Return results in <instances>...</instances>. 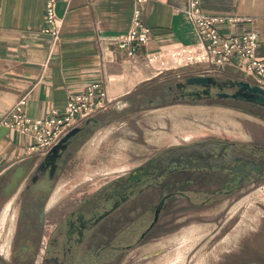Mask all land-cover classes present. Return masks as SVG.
Segmentation results:
<instances>
[{
	"label": "flooded vegetation",
	"instance_id": "1",
	"mask_svg": "<svg viewBox=\"0 0 264 264\" xmlns=\"http://www.w3.org/2000/svg\"><path fill=\"white\" fill-rule=\"evenodd\" d=\"M196 76L207 75L178 77L157 103L228 99L264 117V107L218 96L236 92L235 78L214 76L218 84L205 95L187 82ZM86 121L63 150L28 154L0 174V264H126L129 251L156 238L163 216L174 220L178 202L213 205L264 178V151L193 142L148 157L112 183L80 187L71 160Z\"/></svg>",
	"mask_w": 264,
	"mask_h": 264
},
{
	"label": "crops",
	"instance_id": "2",
	"mask_svg": "<svg viewBox=\"0 0 264 264\" xmlns=\"http://www.w3.org/2000/svg\"><path fill=\"white\" fill-rule=\"evenodd\" d=\"M44 1L0 0V118L23 96H26L25 116H46L52 110H61L68 94L99 83L113 102L88 122L92 143L97 139L94 133L111 124V109L119 104L130 105L131 97L142 90L143 82L157 76L143 79L145 52L170 45H190L197 40L184 12L187 0H148L141 20L150 31V40L129 59L108 41L128 30L131 0H55V12L62 26L52 47L50 37L42 32ZM200 6L212 15L250 18L249 23L238 26L235 32L256 30V56L264 59V0H200ZM221 32L228 33L229 29L222 27ZM197 66L203 69L192 75L224 73L252 83L230 65L209 73L205 71L207 67ZM261 79L264 88V76ZM158 82L170 81L165 78ZM256 136L262 137L264 143V134ZM30 144L29 136L0 125V174L18 165L28 155Z\"/></svg>",
	"mask_w": 264,
	"mask_h": 264
},
{
	"label": "rangeland",
	"instance_id": "3",
	"mask_svg": "<svg viewBox=\"0 0 264 264\" xmlns=\"http://www.w3.org/2000/svg\"><path fill=\"white\" fill-rule=\"evenodd\" d=\"M142 67L144 80L157 76L143 82L130 105L111 109L113 120L94 133L95 143L93 134L81 139L71 160L73 183L95 188L112 183L148 157L193 142L264 151L262 137L256 136L264 134V118L245 111L239 103L228 99L157 103L176 75H192L202 67L158 74L161 65L145 59ZM165 78L168 85L158 82ZM232 198L204 207L178 202L174 220L163 216L156 238L129 251L126 264H264V178ZM193 199L197 204L199 198Z\"/></svg>",
	"mask_w": 264,
	"mask_h": 264
},
{
	"label": "built area",
	"instance_id": "4",
	"mask_svg": "<svg viewBox=\"0 0 264 264\" xmlns=\"http://www.w3.org/2000/svg\"><path fill=\"white\" fill-rule=\"evenodd\" d=\"M131 1L133 7L128 30L108 41V44L123 50L129 59H133L137 50L150 40V31L141 20L148 0ZM184 12L197 40L190 45H170L145 52L146 62L161 65L158 74L164 70L197 65L207 67L205 71L209 73L230 65L250 78L253 84L262 87L264 59L256 56L258 33L253 29L235 32L238 26L249 23L250 18L205 13L200 0H187ZM44 22L42 32L50 37L53 47L59 39L62 26V20L55 12V0L44 1ZM222 27L228 28L229 32L222 33ZM112 102L113 99L109 98L99 83H91L81 92L68 94L61 110L29 118L24 114L26 96H23L3 114L0 125L31 138L28 154H45L68 132L107 110Z\"/></svg>",
	"mask_w": 264,
	"mask_h": 264
},
{
	"label": "water",
	"instance_id": "5",
	"mask_svg": "<svg viewBox=\"0 0 264 264\" xmlns=\"http://www.w3.org/2000/svg\"><path fill=\"white\" fill-rule=\"evenodd\" d=\"M187 82L189 84L202 86L204 88L202 93L205 95L209 94L208 90L210 85L214 86L215 84H218L214 76H196V77H192L191 79H188ZM230 84L231 86L236 87V92H234L231 95L218 94V96L230 97L233 99L240 98L243 99L245 102H249L251 104L264 107V88L244 79H236L234 81H230ZM90 120L91 118L88 119L86 122H89ZM79 130H80L79 128L72 129L49 152L56 153L59 150H63L68 140L76 133H78Z\"/></svg>",
	"mask_w": 264,
	"mask_h": 264
}]
</instances>
